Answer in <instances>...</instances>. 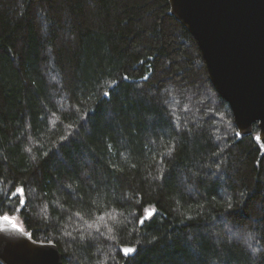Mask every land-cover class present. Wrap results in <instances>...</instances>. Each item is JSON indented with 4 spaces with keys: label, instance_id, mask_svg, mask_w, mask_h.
<instances>
[{
    "label": "trees",
    "instance_id": "trees-1",
    "mask_svg": "<svg viewBox=\"0 0 264 264\" xmlns=\"http://www.w3.org/2000/svg\"><path fill=\"white\" fill-rule=\"evenodd\" d=\"M259 131L169 0H0V215L63 264H264Z\"/></svg>",
    "mask_w": 264,
    "mask_h": 264
},
{
    "label": "water",
    "instance_id": "water-1",
    "mask_svg": "<svg viewBox=\"0 0 264 264\" xmlns=\"http://www.w3.org/2000/svg\"><path fill=\"white\" fill-rule=\"evenodd\" d=\"M169 1L171 15L198 43L240 136L253 135L257 126L256 141L264 149V0ZM0 263L63 264V254L56 244L35 242L0 219Z\"/></svg>",
    "mask_w": 264,
    "mask_h": 264
},
{
    "label": "snow or ice",
    "instance_id": "snow-or-ice-1",
    "mask_svg": "<svg viewBox=\"0 0 264 264\" xmlns=\"http://www.w3.org/2000/svg\"><path fill=\"white\" fill-rule=\"evenodd\" d=\"M125 79H127V77H125ZM118 82L116 81H113V84L110 85V88L111 87H114L115 84H117ZM103 96L104 97H109L111 96V91H104L103 92ZM237 135H239V133H237ZM63 143V141L61 142ZM27 151H30V149H28ZM45 155H47V153H45ZM33 159H35V157H33ZM5 197L7 200L9 201H13V200H17L18 199V203L19 205L23 206L25 205L26 203V200H25V189L23 186H17L14 188V190H10L7 194H5ZM15 211H19L20 209L19 208H16L14 209ZM0 219H3L5 221H9L10 220V217L8 215H3L2 217H0ZM145 219H150V217H146V218H141L139 223L142 225L144 223V220ZM13 228H16V225L13 224ZM254 237L249 235L248 237V240H252ZM249 248L252 249V252H253V255H257L260 251V249H256V248H252L251 244L248 245ZM120 251L125 255V256H129L131 255L132 253H134L136 251V248L135 247H132V246H126V247H122L120 249Z\"/></svg>",
    "mask_w": 264,
    "mask_h": 264
},
{
    "label": "rangeland",
    "instance_id": "rangeland-1",
    "mask_svg": "<svg viewBox=\"0 0 264 264\" xmlns=\"http://www.w3.org/2000/svg\"><path fill=\"white\" fill-rule=\"evenodd\" d=\"M0 217H2V215H0ZM9 217H10V220L6 221L7 227L13 228V224H15L16 228H14V229H19V230L27 233V231L25 230V227L23 225V222L18 217H16V216H9Z\"/></svg>",
    "mask_w": 264,
    "mask_h": 264
}]
</instances>
